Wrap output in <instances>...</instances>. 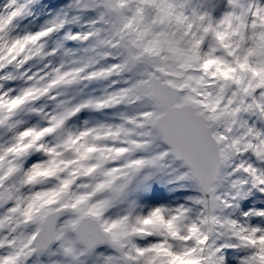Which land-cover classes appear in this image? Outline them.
I'll list each match as a JSON object with an SVG mask.
<instances>
[{
	"label": "snow or ice",
	"instance_id": "6c2138e0",
	"mask_svg": "<svg viewBox=\"0 0 264 264\" xmlns=\"http://www.w3.org/2000/svg\"><path fill=\"white\" fill-rule=\"evenodd\" d=\"M0 264H264V0H0Z\"/></svg>",
	"mask_w": 264,
	"mask_h": 264
}]
</instances>
